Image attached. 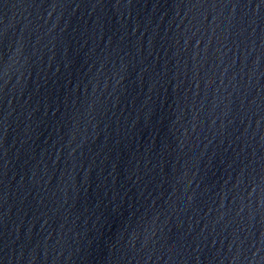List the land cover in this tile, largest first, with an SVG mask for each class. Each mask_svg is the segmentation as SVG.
<instances>
[{
	"label": "water",
	"instance_id": "95a60500",
	"mask_svg": "<svg viewBox=\"0 0 264 264\" xmlns=\"http://www.w3.org/2000/svg\"><path fill=\"white\" fill-rule=\"evenodd\" d=\"M0 264H264V3L0 0Z\"/></svg>",
	"mask_w": 264,
	"mask_h": 264
},
{
	"label": "snow or ice",
	"instance_id": "6c2138e0",
	"mask_svg": "<svg viewBox=\"0 0 264 264\" xmlns=\"http://www.w3.org/2000/svg\"><path fill=\"white\" fill-rule=\"evenodd\" d=\"M261 2L264 3V0H261ZM220 6L224 7L225 5L222 3Z\"/></svg>",
	"mask_w": 264,
	"mask_h": 264
}]
</instances>
